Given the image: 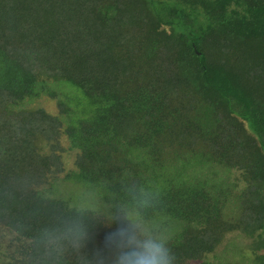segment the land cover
<instances>
[{
  "label": "trees",
  "instance_id": "1",
  "mask_svg": "<svg viewBox=\"0 0 264 264\" xmlns=\"http://www.w3.org/2000/svg\"><path fill=\"white\" fill-rule=\"evenodd\" d=\"M60 83L90 102L65 116L78 184L104 207L134 184L160 191L176 264L238 230L257 234L264 264V0H0V226L26 241L0 264H78L46 233L60 235L82 206L35 189L63 170L65 120L18 108L57 98ZM220 166L241 173L239 194L212 181ZM229 205L239 220L221 215ZM90 223L85 254H107L117 225Z\"/></svg>",
  "mask_w": 264,
  "mask_h": 264
},
{
  "label": "clouds",
  "instance_id": "2",
  "mask_svg": "<svg viewBox=\"0 0 264 264\" xmlns=\"http://www.w3.org/2000/svg\"><path fill=\"white\" fill-rule=\"evenodd\" d=\"M77 212L64 222L60 235L46 236L57 243L67 241L64 250L74 253L78 264H176L162 193L151 190V186L134 184L110 207L87 205ZM90 221L109 228L117 225L107 239V254L100 250L93 256L85 254L92 238Z\"/></svg>",
  "mask_w": 264,
  "mask_h": 264
},
{
  "label": "rangeland",
  "instance_id": "3",
  "mask_svg": "<svg viewBox=\"0 0 264 264\" xmlns=\"http://www.w3.org/2000/svg\"><path fill=\"white\" fill-rule=\"evenodd\" d=\"M57 98H52L47 95H42L34 100H27L24 104H20L18 108L21 109H44L51 115H59L65 120V125L62 131L63 135L60 140V149L57 150V154L60 156L63 170L50 174L45 184L36 187V191L49 199L58 200L66 198L71 200V204L76 206H87V205H100L103 206L102 202L98 199L90 187L84 184H78L76 180V173L78 172V166L76 164L77 157L81 151L78 140L71 139L66 133V129L69 126V121L65 116L74 114L73 119L76 120L85 114L82 109L89 107L90 102L83 99V96L78 93L77 89H72V86L67 83H63L55 89ZM62 100L65 109L69 112H62L58 101ZM70 120V119H69ZM79 144V145H78ZM199 147V146H198ZM197 147V148H198ZM196 147L192 148L195 152L207 154L204 145L201 149ZM191 150V147L189 148ZM167 172L172 169L168 166ZM180 167L173 165V170H179ZM203 173H205V168ZM182 170H186L191 173L189 169L183 167ZM208 174L211 175L212 181H216L217 178H225L227 185L234 190L235 194L244 188V181L241 177V173L236 170L226 171L224 168L213 167L212 170H207ZM214 172V173H212ZM217 174L213 176V174ZM97 190V188H95ZM92 192V193H91ZM240 208L229 205L222 211V216L226 221L239 220L241 217ZM256 234V233H255ZM257 235V234H256ZM248 235L243 230L228 232L225 234L222 242L217 246L216 250L200 261H193L189 264H255L254 255L251 252L254 243L257 241V237ZM26 246V241L19 239L15 234H12L7 229L0 226V263L7 262L12 263L16 258L19 257L20 250ZM258 253L264 255V248L259 249Z\"/></svg>",
  "mask_w": 264,
  "mask_h": 264
}]
</instances>
